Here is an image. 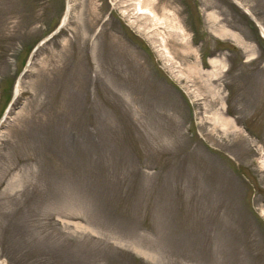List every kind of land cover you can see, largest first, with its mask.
I'll list each match as a JSON object with an SVG mask.
<instances>
[{
	"label": "rangeland",
	"instance_id": "obj_1",
	"mask_svg": "<svg viewBox=\"0 0 264 264\" xmlns=\"http://www.w3.org/2000/svg\"><path fill=\"white\" fill-rule=\"evenodd\" d=\"M136 4L0 0V261L264 264V46L231 0Z\"/></svg>",
	"mask_w": 264,
	"mask_h": 264
},
{
	"label": "bare ground",
	"instance_id": "obj_2",
	"mask_svg": "<svg viewBox=\"0 0 264 264\" xmlns=\"http://www.w3.org/2000/svg\"><path fill=\"white\" fill-rule=\"evenodd\" d=\"M141 2H143V0H137L136 7H137L138 13H140V14H142V13L143 14H149V15H151V16L154 17L155 16L154 13L150 9H147V8L143 7L141 5ZM65 18H64V20H65ZM171 30L174 31V32H176V34H178L180 36H182L184 34V31H183V29L180 26L177 27L176 29H171ZM216 62L217 61H214L213 59H211L209 61V64L215 66L216 65ZM18 86H19V84H17V86L15 87V92H18ZM217 125H219L220 126V129L223 130V131H228L230 129V126H232L231 123H230V121L228 119H223V118H220V121L217 120ZM0 264H7V263H5L3 261H0Z\"/></svg>",
	"mask_w": 264,
	"mask_h": 264
},
{
	"label": "trees",
	"instance_id": "obj_3",
	"mask_svg": "<svg viewBox=\"0 0 264 264\" xmlns=\"http://www.w3.org/2000/svg\"><path fill=\"white\" fill-rule=\"evenodd\" d=\"M249 27L251 28V30H253L254 34H255V41L257 42L258 45H260L261 47L264 46V40H262L259 35H258V30L255 27V25L253 24V22H251L250 20L248 21Z\"/></svg>",
	"mask_w": 264,
	"mask_h": 264
},
{
	"label": "water",
	"instance_id": "obj_4",
	"mask_svg": "<svg viewBox=\"0 0 264 264\" xmlns=\"http://www.w3.org/2000/svg\"><path fill=\"white\" fill-rule=\"evenodd\" d=\"M233 2H234L237 6H239L240 8L243 9L242 5H241L239 2H237L236 0H233ZM243 10H244V12H245L246 14H249L248 11H247L246 9H243ZM251 19L255 22L256 26L259 27V24L255 21V19H254L252 16H251ZM259 28H260V27H259Z\"/></svg>",
	"mask_w": 264,
	"mask_h": 264
}]
</instances>
